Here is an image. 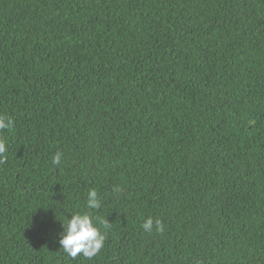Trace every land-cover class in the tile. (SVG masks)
Here are the masks:
<instances>
[{
  "label": "trees",
  "instance_id": "16d2710c",
  "mask_svg": "<svg viewBox=\"0 0 264 264\" xmlns=\"http://www.w3.org/2000/svg\"><path fill=\"white\" fill-rule=\"evenodd\" d=\"M0 116V264H264V0H0Z\"/></svg>",
  "mask_w": 264,
  "mask_h": 264
},
{
  "label": "clouds",
  "instance_id": "9594fccd",
  "mask_svg": "<svg viewBox=\"0 0 264 264\" xmlns=\"http://www.w3.org/2000/svg\"><path fill=\"white\" fill-rule=\"evenodd\" d=\"M14 127V121L11 118L0 116V132L5 129L11 130ZM7 143L0 137V165L4 164L7 160ZM62 153L57 151L52 158L53 165H59L62 160ZM119 191L117 187L114 189ZM86 207L88 209H99L101 207L100 200L96 189H90L87 194ZM63 232L59 238V244L63 251L72 258L82 254L85 258L91 259L100 253L104 247L106 239V230L111 227L109 221L103 222L105 232L94 225L93 218L88 212H76L67 219V223H62ZM145 232L151 234L153 229L158 233L164 231V224L161 220L148 217L142 224Z\"/></svg>",
  "mask_w": 264,
  "mask_h": 264
}]
</instances>
